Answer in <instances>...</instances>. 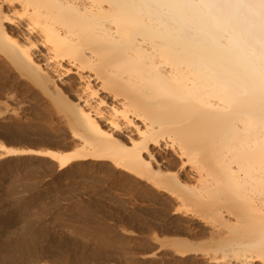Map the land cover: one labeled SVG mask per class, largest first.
Masks as SVG:
<instances>
[{"label":"bare ground","instance_id":"1","mask_svg":"<svg viewBox=\"0 0 264 264\" xmlns=\"http://www.w3.org/2000/svg\"><path fill=\"white\" fill-rule=\"evenodd\" d=\"M0 76L46 101L61 131L37 136L70 149L0 141V176L35 161L57 182L121 177L170 205L163 223L194 230L200 247L168 245L173 264H264V0H0ZM47 197L42 187L5 215L0 264L55 254L35 224Z\"/></svg>","mask_w":264,"mask_h":264},{"label":"rangeland","instance_id":"2","mask_svg":"<svg viewBox=\"0 0 264 264\" xmlns=\"http://www.w3.org/2000/svg\"><path fill=\"white\" fill-rule=\"evenodd\" d=\"M12 78L13 76H0V129L19 128L21 133L15 138H11L0 132V141L10 147L69 151L70 149L66 148L61 140L53 141L37 136V134L46 136V134L51 135L59 132L61 126L57 124V120L46 101L41 100L33 92H29L32 95L27 94L28 91L26 92L23 86L15 87ZM10 93H13L14 99L25 107L16 109L15 115L3 110L4 105L8 103L6 98ZM29 99H32L33 102L29 103L31 102ZM30 104L32 105L30 106ZM51 165L52 162L44 164L34 161L21 172H13V176H10L11 180L5 179V176H0V182L7 180L8 187L10 185L14 189L5 192L0 191L1 228L3 226L10 228L12 222L6 221L5 215L15 209L17 203L24 201L42 187H46L48 192L47 203H44L40 210L37 208L39 219L37 217L38 220L35 224L43 227L42 232L45 229V233L38 239V244H42L40 246H46V248L47 246L48 248L56 246L55 254L53 253V257L50 250L46 254L44 250L42 251V254L44 252L43 255L36 254L34 258H31L29 264H63L64 261V264H173L176 261V257L173 255L174 251H172L174 247L168 246L172 242L185 240L184 242L188 241L193 247L198 246V244L200 247L194 230L185 224H181L179 219H176L177 223L174 224L173 222V225L163 223L170 205L156 201L144 188L127 184L122 181L121 177L103 173L97 174L96 177H82V179L78 177L65 180V182H57V179L51 174ZM172 166L170 164V167L167 168L172 169ZM82 208L88 210L86 214L80 213ZM38 211L42 212L39 213ZM89 228H102L112 235L116 234L118 241L110 242L96 239ZM187 228L191 231H188ZM83 229L84 231L81 232ZM47 237L48 239H46ZM57 246L61 247L56 249ZM98 246L100 248L98 256H91V251ZM58 250L63 252L69 250L70 256L68 254L59 255ZM56 251L59 253L57 254ZM61 256H64L65 259H62ZM66 257H68L67 260Z\"/></svg>","mask_w":264,"mask_h":264}]
</instances>
